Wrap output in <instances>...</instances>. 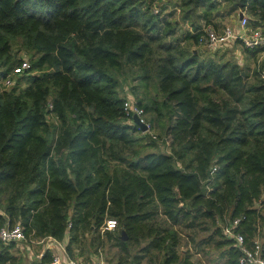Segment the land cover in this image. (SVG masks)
Returning a JSON list of instances; mask_svg holds the SVG:
<instances>
[{
	"label": "trees",
	"instance_id": "1",
	"mask_svg": "<svg viewBox=\"0 0 264 264\" xmlns=\"http://www.w3.org/2000/svg\"><path fill=\"white\" fill-rule=\"evenodd\" d=\"M153 1L0 0V80L23 61L20 51L32 53L12 87L0 82V227L68 237L70 256L108 241L115 264H196L185 236L226 247L225 264H244L223 231L239 217L235 230L264 257V78L188 46L223 2L260 26L264 0H179L193 27L182 35L175 10L155 12ZM237 41L250 54L262 48ZM128 69L155 78L158 92L136 105L153 120L167 112L170 152L143 149V126L117 89ZM109 218L117 226L103 229ZM197 231L208 235L198 241ZM15 244L0 241V264L53 259L48 247L23 261Z\"/></svg>",
	"mask_w": 264,
	"mask_h": 264
},
{
	"label": "rangeland",
	"instance_id": "2",
	"mask_svg": "<svg viewBox=\"0 0 264 264\" xmlns=\"http://www.w3.org/2000/svg\"><path fill=\"white\" fill-rule=\"evenodd\" d=\"M163 4H167V8L163 13L175 10L173 20H177L179 22L177 26V34L182 35L185 34L187 30L193 29L190 21L183 20L184 10H182V7L179 6L181 5L179 0H154L152 3V10H161V6ZM229 7V3L223 2L219 8H216L211 12L213 16V22L207 24H211L219 30H221L226 25H231L238 30L240 26V12L244 11L248 18L250 16L246 10L243 9H239L232 13L227 12ZM204 25H206V23ZM260 28L264 34V23L260 25ZM188 46L189 48H194L195 52L200 51V57L203 59L213 57L223 61L229 60L232 62H237L241 67L247 68L250 74L253 72V70L257 69L260 73V76L264 78V45H259V47L262 48L259 51H256L254 54L248 53L245 50L243 43L237 41V39L228 41L226 43H220L215 46H207L201 44L200 42L197 44L190 43ZM19 55L23 57V59L28 60L31 64L30 59L32 57V53L22 50L20 51ZM243 74H245V70H243ZM139 75H142V73L138 69H128L125 71V73L118 74L119 85L117 86V89L120 95L126 98L128 107H131L133 104H137L138 97H144L147 93L155 95L158 92L154 77L150 79H144L140 78ZM14 76L17 79L21 75ZM49 117L51 124L50 126L54 128V125L58 123V120L53 115H49ZM151 117V113L147 115L144 114L142 117H140L141 120L147 125L146 129L143 127V129L138 132L139 137H141V140L144 143L143 149L170 152L171 147L169 145V138L166 134L167 126L169 124L167 112L162 116L158 115L156 120H153ZM207 235L208 232L197 231L196 240L199 241L201 238ZM189 240L190 239L185 236L183 238L182 247H191L190 249L193 251V259L196 264H225L226 256L223 254V252L226 247H216L214 242H212L210 244H205L200 248L198 245L195 246V242H190ZM47 247L51 248L52 251L54 250L49 237L41 238L34 235L28 236L26 234L25 240L16 241L13 250L22 258L23 261L29 262L40 259L42 252L46 250ZM80 252L83 253L81 254ZM53 253H59V250H55ZM75 255L76 257L93 263L103 261L106 264H115L117 254L116 247L107 241L106 246L102 248V252L97 253L94 250V247H83L82 249L77 247ZM142 264L159 263L156 260L152 262L144 260Z\"/></svg>",
	"mask_w": 264,
	"mask_h": 264
},
{
	"label": "built area",
	"instance_id": "3",
	"mask_svg": "<svg viewBox=\"0 0 264 264\" xmlns=\"http://www.w3.org/2000/svg\"><path fill=\"white\" fill-rule=\"evenodd\" d=\"M158 12V11H155ZM243 16L240 17L239 29H235L231 25L224 26L221 30L212 26L211 24H206L203 26V33L200 35L199 42L207 46H215L220 43H226L228 41L242 39L247 47H254L259 45H264V34L260 26L250 27L248 26V17L243 11ZM28 67L30 63L28 60L23 59V61L15 66L11 72L0 80V82L5 87H12L16 83V77L14 75L22 74ZM50 107L53 106L52 103L49 104ZM134 114H138L140 117L144 115L143 108L136 104L128 107ZM217 166L214 165L212 171L214 172ZM240 218H234L233 220H228L223 224V231L227 236L234 238V244L242 251L240 256V261L244 264H264V257L261 254V246L258 241H255L254 245L248 246L245 242L244 236L241 232L235 230V226L238 224ZM117 226L116 219H107L106 225L103 229H114ZM50 238V237H49ZM26 239V233L22 223L17 222L14 224L6 223L0 227V241L5 243H10L12 241H22ZM51 239V244L59 242V240ZM59 253L53 254V259L47 264H94L93 262L86 261L82 258L76 256H70L67 253L65 245L60 244ZM103 263V261H102Z\"/></svg>",
	"mask_w": 264,
	"mask_h": 264
},
{
	"label": "water",
	"instance_id": "4",
	"mask_svg": "<svg viewBox=\"0 0 264 264\" xmlns=\"http://www.w3.org/2000/svg\"><path fill=\"white\" fill-rule=\"evenodd\" d=\"M243 14H244L243 11L240 12V17H242ZM134 119H135V121H136L137 123H139L141 126H143L144 129L147 128V125L141 120V118H140V116H139L138 114H134ZM122 237H123V238H127V234H126V232H125L124 230L122 231Z\"/></svg>",
	"mask_w": 264,
	"mask_h": 264
},
{
	"label": "crops",
	"instance_id": "5",
	"mask_svg": "<svg viewBox=\"0 0 264 264\" xmlns=\"http://www.w3.org/2000/svg\"><path fill=\"white\" fill-rule=\"evenodd\" d=\"M68 242V237H66L65 239H63L62 241H59V242H57V243H55V244H52V248H54V250L53 251H55V250H61L60 249V244H62V245H66V243ZM48 248V247H47ZM76 250H77V248H76ZM75 250V251H76ZM102 252V251H101ZM104 263V262H103ZM105 264V263H104Z\"/></svg>",
	"mask_w": 264,
	"mask_h": 264
}]
</instances>
